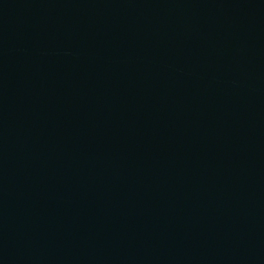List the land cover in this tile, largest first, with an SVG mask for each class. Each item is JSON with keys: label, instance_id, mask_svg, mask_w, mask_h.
Segmentation results:
<instances>
[{"label": "water", "instance_id": "1", "mask_svg": "<svg viewBox=\"0 0 264 264\" xmlns=\"http://www.w3.org/2000/svg\"><path fill=\"white\" fill-rule=\"evenodd\" d=\"M0 264H264V0H0Z\"/></svg>", "mask_w": 264, "mask_h": 264}]
</instances>
